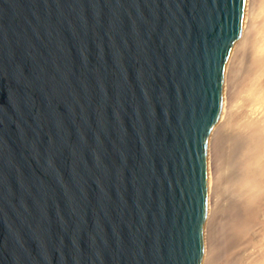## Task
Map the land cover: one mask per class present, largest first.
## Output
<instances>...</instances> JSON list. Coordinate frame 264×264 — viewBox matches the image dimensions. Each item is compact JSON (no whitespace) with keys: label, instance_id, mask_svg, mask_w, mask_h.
<instances>
[{"label":"water","instance_id":"obj_1","mask_svg":"<svg viewBox=\"0 0 264 264\" xmlns=\"http://www.w3.org/2000/svg\"><path fill=\"white\" fill-rule=\"evenodd\" d=\"M246 4L0 0V264H202Z\"/></svg>","mask_w":264,"mask_h":264},{"label":"bare ground","instance_id":"obj_2","mask_svg":"<svg viewBox=\"0 0 264 264\" xmlns=\"http://www.w3.org/2000/svg\"><path fill=\"white\" fill-rule=\"evenodd\" d=\"M209 136L202 264H264V0H247Z\"/></svg>","mask_w":264,"mask_h":264}]
</instances>
